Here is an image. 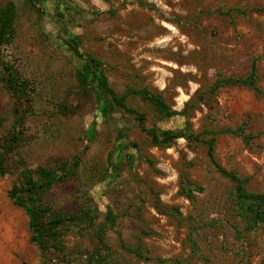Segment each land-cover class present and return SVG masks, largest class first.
I'll return each instance as SVG.
<instances>
[{
    "label": "rangeland",
    "instance_id": "obj_1",
    "mask_svg": "<svg viewBox=\"0 0 264 264\" xmlns=\"http://www.w3.org/2000/svg\"><path fill=\"white\" fill-rule=\"evenodd\" d=\"M8 1L16 33L0 56L30 91L19 105L22 140L0 177V264H42L62 254L83 262L109 210L103 264H263L264 224L249 229L239 217L234 184L216 171L206 142L214 139L216 162L246 191L264 195V0H0V7ZM72 36L80 53L102 62L116 94L147 89L176 112L195 101L187 120L200 141L152 146L133 116L82 84L88 71L67 46ZM253 66L262 95L232 86L209 93L217 76L245 78ZM15 103L0 82V140L19 130ZM125 103L146 129L184 127L185 118L165 119L137 95ZM238 129L245 141L229 132ZM63 164L74 171L44 202L61 215L90 209L94 224L65 229L59 252L42 253L7 193L23 170ZM192 185L201 188L193 202L181 190ZM156 204L178 214H161Z\"/></svg>",
    "mask_w": 264,
    "mask_h": 264
},
{
    "label": "trees",
    "instance_id": "obj_2",
    "mask_svg": "<svg viewBox=\"0 0 264 264\" xmlns=\"http://www.w3.org/2000/svg\"><path fill=\"white\" fill-rule=\"evenodd\" d=\"M16 16V8L12 1H8L0 7V50L5 46L10 45L15 38ZM67 46L77 59L85 61L88 72L80 73L82 84L90 87L91 92H93L97 100L103 103L110 102L115 109L133 116L135 120H137L141 132L149 137L152 146L168 148L177 139H184L189 144L200 141V136L194 134L187 120V114L195 106V101H189L185 104L181 112H176L171 110L160 94H153L147 89H130L124 95H118L109 86L108 79L102 69V62L93 58L91 55H83L80 53L77 38L75 36L70 37ZM89 80H93L95 86H92ZM0 82L4 89L16 100L13 115L16 124L19 125L18 131H13L3 140H0V177H3L9 170V155L22 140L23 132L21 126L23 125V115L20 112L19 105L22 100H29L30 88L28 83L21 79L13 67L5 63L1 56ZM227 86L244 87L252 90L257 95L263 94L256 83L254 66L252 67L250 74L245 78L217 76L209 93H213L215 90ZM95 91H97V93ZM129 95H137L142 101L148 102L153 106L154 110L165 119H171L173 117L185 118L184 127L179 131L159 130L156 128L146 129L144 126V116L127 107L125 101L126 97ZM204 95L205 92H198V99H200L199 102H205L203 99ZM229 132L242 137L245 141L242 129ZM214 142V139H210L206 142L207 156L216 171L234 184L233 197L239 217L246 221L249 229L258 226L259 224L263 225L264 195L253 194L246 191L244 184L235 174L227 172L216 162L214 157ZM73 171V168L68 167L65 164L58 167V171L44 167H39L34 170H23L20 173V185H14L7 193V197L12 204L25 212L28 218V228L30 232L29 242L36 246L42 253H46L52 248L59 252L60 247L62 246L61 238L65 229L81 230L86 226L89 227L94 224L90 209H86L76 215H61L52 212L51 208L44 202V197L48 191L54 185L64 181L73 173ZM188 185H191L190 182ZM194 189L198 191L201 190L200 187L193 185L192 187L183 186L181 188L183 195L191 202L194 201V196L192 194ZM155 209L161 214H178L176 209H172L174 210V213H170L166 210V207L159 206L158 204L155 205ZM113 223L114 220L112 218V213L109 210L106 213V221L101 223L100 229H97L96 231L95 236L98 246L88 255L87 260L83 262L76 260L74 262L70 261L66 254H62L61 259L59 260H51L43 262L42 264H103L105 255L100 254L101 252L99 251V248L107 249L104 245V232L105 228ZM191 242L194 246L195 244L193 241ZM157 264L182 263L177 259L174 261L159 260L157 261Z\"/></svg>",
    "mask_w": 264,
    "mask_h": 264
}]
</instances>
